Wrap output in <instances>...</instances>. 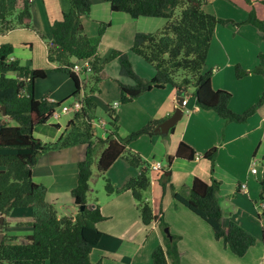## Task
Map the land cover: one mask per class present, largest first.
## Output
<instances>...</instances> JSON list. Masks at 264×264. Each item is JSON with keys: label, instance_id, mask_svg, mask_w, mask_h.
Listing matches in <instances>:
<instances>
[{"label": "trees", "instance_id": "trees-1", "mask_svg": "<svg viewBox=\"0 0 264 264\" xmlns=\"http://www.w3.org/2000/svg\"><path fill=\"white\" fill-rule=\"evenodd\" d=\"M69 1V8L62 13L61 19L50 23V37L40 34L43 40L47 38V59L54 66L48 69L30 68L21 64L20 59L11 58L14 50L11 43H0V217H3L0 220V233H3L0 238V264H96L91 262L90 254L103 234L97 223L105 216L99 204H86L93 178V164L96 175L104 178L107 194L131 191L138 203L142 223L148 225L157 221L163 229L168 228L162 215L157 216L150 203L143 199V192L151 186L149 162L129 147L142 134L151 133L162 120H153L121 138L117 112L114 107H109V128L105 137L94 133L96 104L92 98V85L101 80L103 66L109 59L117 58L120 75L133 81L132 84L117 81L121 103H128L144 92L165 85L184 93L192 86L198 108L213 110L225 121L237 123L245 122L264 103V51L257 54V64L250 70L238 63L234 66L238 79L250 72L262 76L263 90L255 104L242 112H235L229 107L231 92L212 87L213 72L204 69L210 44L215 28L231 20L206 11L204 5L207 0H105L112 11L125 12L132 18L146 16L165 19L164 25L154 32H137L130 48L153 65L155 75L151 79L142 78L134 71L126 52L114 50L102 60L98 55V45L107 23L102 22L98 33L89 36L81 19L89 15L92 0ZM246 1L251 4V0ZM15 7L16 0H0V34L19 27H30L31 0H21L19 8ZM246 22L255 26L264 39V19L257 17L253 8L249 10ZM83 61H87L91 67V71L87 72V83L91 87L87 86V91L82 95L81 108L73 112V117L57 140L43 143L35 137L34 129L48 122L62 102H51L47 96L36 98L35 83L45 79L49 69L64 72L75 87L68 99L78 100L84 77L73 66ZM3 105L6 107L5 114H2ZM173 129L174 126L169 131ZM74 145H85V155L77 165L76 184L70 190L78 213L74 217L59 216L54 205L47 200V187L34 181L32 169L43 152ZM217 153L218 146H212L203 154V158L211 163V172ZM196 154L192 146L180 141L175 156L193 160ZM118 158L125 159L139 171L121 187H115L106 176L107 170ZM172 161L173 157L168 156L167 167L171 166ZM168 170L163 171L159 178L163 190L169 181V176L165 175ZM262 186L264 192V171ZM170 187L174 189L172 184ZM172 194L178 203L206 221L214 238L236 256L242 257L256 243L255 236L236 221L222 222L224 211L221 203L225 198L220 194L217 180L211 178L207 182L194 177L187 196L177 191ZM260 197L264 200L262 194ZM82 205L85 207L80 209ZM227 205L233 212L240 211L233 201H228ZM16 208L28 209L31 215L30 221L16 223L19 227L30 228L23 243L16 242L17 236L5 231L10 225L7 218ZM159 210L161 212V208ZM261 215H264V208ZM177 238V235L165 234V246L159 245L154 249L152 264H169V258L173 264H180ZM260 242L264 245V229Z\"/></svg>", "mask_w": 264, "mask_h": 264}, {"label": "crops", "instance_id": "crops-1", "mask_svg": "<svg viewBox=\"0 0 264 264\" xmlns=\"http://www.w3.org/2000/svg\"><path fill=\"white\" fill-rule=\"evenodd\" d=\"M34 1L31 0V2ZM255 1L251 0V4H249L244 0L245 10H243L246 14H248ZM208 2L207 0L204 5L205 10L209 7ZM69 5V0H38L37 14L36 11L31 10L30 27H19L0 34V43H11L14 46L11 58L20 59L21 64L30 68L48 69L54 66L47 59V43L46 40L41 38L40 34L50 37V23L61 19L62 13L69 8ZM19 6L18 3L17 8ZM81 21L85 32L89 36H95L98 33L102 22L107 23L98 45V55L102 60L114 50H119L127 53L134 71L140 77L151 79L155 75L153 65L138 58L139 55L133 53L130 48L137 32H154L160 29L165 23L164 18L146 16L132 18L125 12L112 11L110 4L105 0H92L89 15L82 17ZM228 44L229 41L225 37V32L216 27L204 67L205 70L211 69L213 72L211 82L214 89L230 90L226 87L227 85H222L223 78L218 79L222 71H225L224 79L231 81L234 88H236L231 73L233 63L240 62L238 64L250 70L257 64V54L264 51L262 45L253 44L255 49L254 59L251 56L249 58L246 56L245 59L232 61L227 49ZM212 50L216 52L215 55L212 54ZM114 59L119 67L117 58ZM101 75L102 89L107 93L110 92L114 101L117 100L116 98L119 95L117 81L132 84V79L121 80L115 75L112 79L104 66ZM119 76H121L120 71ZM83 77L84 84L81 86L79 95L81 98L88 87H91L87 83L89 74H83ZM244 77L252 83V87L251 89L244 88L242 96L239 98L230 99L229 107L235 112H242L255 104L263 90L261 75L250 72ZM108 78L110 79L108 80ZM105 79L106 82H104ZM45 80L49 84L43 88H40V80L35 83L34 93L36 98L41 99L47 96L51 102H60L68 98L75 89L73 81L64 72L49 69ZM110 80H116V85ZM40 90H42V96L38 95ZM176 90L171 85H165L163 88H153L144 92L128 102L133 105L132 107L134 105L136 107L133 109L136 114L131 118L133 127L129 132L139 130L153 120L160 119L163 121L173 114L178 106ZM184 95L191 99L188 98L186 106H182L183 114L174 125L172 132L169 131V128L167 132L154 133L152 131L149 134L147 133L146 136L142 134L129 146L130 149L143 156L145 151L139 143L140 139H146L144 137H147L153 147L154 151L152 152L155 156L173 157L170 167L162 164V170L151 171L150 191L149 193L146 192L147 189L143 192V199L150 203L153 212L157 216L162 215L168 224V233L178 236L176 245L180 264H264V245L260 242V236L264 229V215L261 216L262 208L259 206L261 208L259 209L256 200L258 194L257 178L263 179L264 170V103L245 122L237 123L225 121L213 110L198 108L195 104V97L191 93L186 92ZM131 105L127 106V109H130ZM185 110L189 113L185 114ZM71 113L73 111L65 112L59 117H53L52 115L48 122L35 127V137L43 143L54 142L72 118ZM123 113L124 109L121 113L119 112L120 115ZM104 124L102 121L96 122L94 120L93 122L94 133L102 138L105 137L107 130ZM220 128H222V131H220ZM180 141H185L192 146L197 153V157L193 160L176 157L175 153ZM212 146H218V153L211 172V163L208 159L203 158V154ZM84 155L85 145L51 149L39 155L32 169L34 181L47 187V200L54 207L57 204L64 203L63 201L73 205L71 213H65L66 209L62 212H58L56 209L59 216L74 217L78 213V208L74 204L70 190L76 184L77 165ZM254 157L258 159L259 164L256 172L251 173L250 167ZM177 160L184 162L177 165ZM176 165L177 167H175ZM259 167H261V175L256 178L259 174ZM167 169L169 170L165 175L169 176V181L163 190L159 178L163 171ZM138 173V169L130 166L125 159L118 158L109 167L106 176L115 187H121L128 178L134 177ZM194 177H199L207 182L211 181V178L217 180L220 194L225 198V201L221 203L224 211L222 222L226 224L230 220H234L257 239L256 243L242 257L236 256L225 248L220 240L214 238L213 231L206 221L174 199L173 191H177L183 196L189 194ZM241 183H246L247 188L245 190L240 188ZM170 184L174 189L170 187ZM182 189L184 193L181 192ZM89 193H92L90 199H88ZM93 193L94 188L91 187L90 182L86 204H99L105 219L97 223L98 229L103 234L91 250V262L96 264H152L151 255L154 249L159 245L165 246L166 229H163L157 221L148 225L142 223L138 203L129 190L108 195L105 191H102V196H100V193H97V195ZM95 199L96 202H94ZM228 201H233L240 211H231L227 205ZM159 208H161V212ZM7 219L9 222L11 220L16 222L30 221V211L23 209L22 212L17 213L16 210H13ZM29 233H25L23 238L25 239ZM168 262L173 264L170 258Z\"/></svg>", "mask_w": 264, "mask_h": 264}, {"label": "rangeland", "instance_id": "rangeland-1", "mask_svg": "<svg viewBox=\"0 0 264 264\" xmlns=\"http://www.w3.org/2000/svg\"><path fill=\"white\" fill-rule=\"evenodd\" d=\"M20 1L21 0H16V7H15L16 9H17V4L18 3H19V5L21 4ZM208 1H209L208 2L209 7L206 9V11L207 10L211 11V13L213 12V14L216 13L215 15H217L218 17L231 20L229 23H227L225 25H218L217 27H219V30H223L225 32V37L229 41L227 49H228V51L232 57V61H235L236 59H245L246 56H248V58H249V56H251V58L254 59L253 54L255 52V49H254L253 44L258 45V46L262 45L264 47V39L262 38L260 32L257 30V28L255 26L246 22L248 14H246L244 12V10H245V7L243 6L244 0H208ZM37 4H38V0L31 2V10H33L34 12L36 11V14H37V8H38ZM235 4H237L238 6ZM15 8L13 10H16ZM252 8L254 9L257 17H259L260 19H264V1L256 0L255 3L252 5ZM229 27H230V29H229ZM45 40H47V38ZM212 54L215 55L216 52H214L212 50ZM138 58H141L142 60H144L140 56H138ZM235 63H240V62H235ZM235 63H233V68H232L231 73H232V76L234 78L233 81L236 83V88H234L231 81L229 82V81L224 79L225 78V71H222L220 73V76L218 77V79L223 78L222 82H221L222 85H227L226 87L233 91V92H231L230 90L224 89V90L231 92V94H232L231 99H233V100L235 98L237 99L240 96H242V92H243L244 88L247 87L248 89H251V87H252V83L250 81H248V79L246 77H244L243 79H237L235 77V74H234ZM205 64H206V62H205ZM104 67L108 71L109 77H111L112 79H114L113 75H115V77H118L121 80H131L129 78L119 76V67H118V63H117V61H115V59H109L107 62H105ZM242 67L245 68L243 65H242ZM109 79L110 78H108V80ZM106 81L107 80L105 79L104 82H106ZM110 81L115 83V85H116V80L115 81L110 80ZM132 83H133V81H132ZM48 84H49V82L46 81L45 79L40 80V83H39L40 88H43L44 86H46ZM92 84H94V83H92ZM102 84H103V82L101 81L100 83H95V85H92L93 89H94V92L92 93V98L94 99V102L96 104V108L94 110L95 121L96 122L97 121L104 122L105 123L104 127L108 129L109 128V125H108L109 117L107 114V110L109 107H112L115 102H117L118 106H117V108L115 107L116 108L115 110L117 112L118 120H119V129L120 130L118 131V134L121 138H125L131 133V132H129L131 127H133V124L131 123V118L134 114H136V111L133 110L136 107H135V105H134V107H132L133 105H131V103H128V104L127 103L126 104L121 103V101L119 100V95L116 98L117 100L114 101L112 99V95L110 94V92L107 93L106 91H104V89H102ZM234 91H235V93H234ZM188 92L192 94V92H193L192 86H189ZM38 95L42 96V90H40ZM188 98L191 99L190 97H188ZM75 99H77V98H69V99L66 98L65 100L61 101L62 103L59 106H57L55 110L60 112V108L63 105H69ZM107 99H109V100H107ZM130 105H131V108H130L131 110L127 109L128 108L127 106H130ZM122 109H124V113L120 115L119 112L121 113ZM188 113L189 112L185 110V114H188ZM62 114L63 113H59V116ZM71 116L73 117V113H71ZM222 128H220V131H222ZM134 131H137V130H134ZM146 135L147 134H145V136ZM144 138H146V139H140V143H139V145L141 144V147L145 151V154L142 156L144 158V160L149 162V161L155 159V160L161 161V163L163 165H166L167 162L165 160V157L164 156H155L152 152V151H154L153 147L148 141L149 138H147V137H144ZM257 161H258V159H257ZM180 162H184V161L177 160L176 164L178 165V163H180ZM258 164H259V161L257 162L256 169H257ZM177 165L175 167H177ZM260 169H261V167H259V174H257L256 178L261 175ZM92 172H93V179L90 180L91 187L94 188L95 195H97V193H100V196H102V194H103L102 191H105L104 178L100 175L99 176L96 175L97 171H96L95 164L92 165ZM151 174H152L151 171H149L150 177H151ZM252 176H254V175H252ZM257 184H258V194H257L256 200H257V206L259 207L260 203L263 201L260 197L261 194L264 198L262 180L257 178ZM149 191H150V189H148V191H146V192L149 193ZM181 192L184 193V190L182 189ZM106 194H107V192H106ZM90 195H92V193L91 194L89 193L88 199H90ZM246 197H247V195H246ZM63 202L64 203H62V204H57L55 206L56 207L55 209H57L58 212L59 211L62 212L64 209H66L67 211L65 213H71L73 211V209H71V208H73L72 207L73 205H70V203H68L66 201H63ZM259 209H261V208L259 207ZM14 210H16L17 213H19V212H22L23 209L22 208H16ZM10 222H11L10 226L7 227V229L5 231L9 235L17 236L18 239L16 240V242L23 243L26 239V238L24 239L23 236L25 235V233L30 232L29 227H19L16 225L17 222L15 220H11ZM5 231H4V233H5Z\"/></svg>", "mask_w": 264, "mask_h": 264}, {"label": "built area", "instance_id": "built-area-1", "mask_svg": "<svg viewBox=\"0 0 264 264\" xmlns=\"http://www.w3.org/2000/svg\"><path fill=\"white\" fill-rule=\"evenodd\" d=\"M73 69L76 70V71H80L83 74L91 71L90 64L87 61L76 62L74 64V66H73ZM187 99H188V96L184 95V98H183V101H182V105L183 106H186ZM81 105H82V102H81V96H80L78 100H74L71 104L63 105L60 108V112L55 110L53 112V117H59V113H65V112H68V111H73V112L77 111V110H79L81 108ZM117 105H118V103L115 102L112 107H116ZM257 162H258L257 158L254 157L252 159V162H251V168H250V172L251 173H255L256 172ZM162 168H163L162 167V163L159 160H152V161L149 162V169L151 171H160V170H162ZM240 188L245 190L247 188L246 183H241L240 184ZM259 206L261 208H264V202H261Z\"/></svg>", "mask_w": 264, "mask_h": 264}, {"label": "water", "instance_id": "water-1", "mask_svg": "<svg viewBox=\"0 0 264 264\" xmlns=\"http://www.w3.org/2000/svg\"><path fill=\"white\" fill-rule=\"evenodd\" d=\"M177 93V99H178V106L175 109V111L173 112V114H171L169 117H167L166 119H164L163 121H161L154 129L153 132L154 133H162V132H167L169 128H171L172 126H174L176 124V122L179 120V118L182 116L183 114V109H182V101L184 98V92L182 90H176ZM6 112V107L3 105L2 106V114H5ZM165 160L168 161V157H165ZM85 207V205H82L80 207V209H83ZM3 217H0V220H2ZM166 232L168 234V231L166 229ZM3 237V233H0V238Z\"/></svg>", "mask_w": 264, "mask_h": 264}]
</instances>
